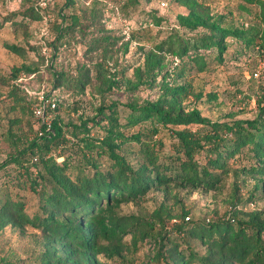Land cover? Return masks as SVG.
Returning <instances> with one entry per match:
<instances>
[{
    "label": "rangeland",
    "instance_id": "obj_1",
    "mask_svg": "<svg viewBox=\"0 0 264 264\" xmlns=\"http://www.w3.org/2000/svg\"><path fill=\"white\" fill-rule=\"evenodd\" d=\"M241 2L198 0L194 6H187L178 0H0V199L10 194L14 200L25 201L31 220L43 215L40 192L18 186L26 178L21 160L31 155L26 148L41 137L31 104L42 91L58 98L56 114L65 125L66 135L49 150L42 145L45 140L38 139L35 151L54 157L60 164L68 162L70 170L81 174H93V168H88L90 150L80 139L87 134L76 136L71 130L81 116L97 118L103 103H117L120 130L129 138L121 153L132 164L139 163L143 144L163 159L173 150L175 129L204 133L213 122L255 118L264 103V52L247 47L245 34L234 32L260 34L264 25L261 5L247 4L249 11L240 6ZM191 10L209 23L221 20V27L233 31L225 37L222 57L210 46L182 54L178 51L188 39L209 32L203 31L205 27L195 31L184 27L180 16ZM12 45L19 52L11 49ZM201 55L204 68L197 60L186 63L182 70L185 62ZM178 84L189 85L191 93L170 94L169 88ZM156 103L172 117L188 116L198 109L209 122L175 125L169 120L163 123L147 118L128 123L131 112L136 113L133 106ZM104 134L98 126L91 130L93 137ZM135 134L139 141L132 138ZM245 155L237 153L228 160L229 171L215 188H192L175 182L121 202L120 214L141 218L144 231H138L136 238L132 232L124 234L119 243L101 240L105 249L100 252L48 243L31 222L8 224L0 230V264H57L62 257L60 264H174L176 258L167 255V247L175 243L183 248L187 259L190 249L201 256L207 250L198 239H161L159 234L165 229L161 219L169 214H188L186 226L226 220L228 206L233 203L239 204L238 216L243 219L258 214L264 208V173H243L244 166L255 164ZM94 158L104 172L111 168L108 153L100 156L94 150ZM29 172L32 177L46 175L42 164L29 166ZM256 184L262 188L251 204ZM172 225L167 219L166 228ZM45 250L54 251L46 263L41 257Z\"/></svg>",
    "mask_w": 264,
    "mask_h": 264
},
{
    "label": "trees",
    "instance_id": "obj_2",
    "mask_svg": "<svg viewBox=\"0 0 264 264\" xmlns=\"http://www.w3.org/2000/svg\"><path fill=\"white\" fill-rule=\"evenodd\" d=\"M178 1H182L187 6H194L198 0ZM257 3L261 5L260 19L264 25V0H242L240 6L249 10L247 4ZM221 19H224V16H221ZM180 20L184 27L192 31L201 27H205L203 31H209L185 41L181 47H178L180 54L187 53L190 49L210 46L217 50L218 57H222L226 47L225 37L233 31L221 27V20L209 23L193 10L187 15L180 16ZM234 33L245 34L244 43L247 47L264 52V30L260 34L254 31ZM11 49L19 52L17 46L12 45ZM197 60L204 68L205 61L201 55L185 62L182 70H185L188 63ZM169 93L188 95L191 90L187 84H178L169 88ZM197 96L201 97L202 94ZM133 109L136 113L131 112L128 118V123L132 124L147 118H157L163 123L169 120L175 125L209 122V119L202 116L198 109H193L188 116L175 117L158 103L142 108L133 106ZM97 112V118L88 119L81 116L80 123L73 124L71 130L76 136L79 135L78 133L86 132L87 135L80 139L90 150L91 158L87 159L91 166L88 168H93V174L74 173L72 169L70 170L68 162L60 164L54 157H46L44 152L35 151V147L38 146L37 140L40 138L45 140L42 145L47 150L50 149V145L65 140V125L56 114L49 130L43 125L40 126L44 131L43 134L41 137L37 136L27 146L26 151H31V155L21 160L24 167L22 174L25 173L26 178L18 186L40 192L43 215L31 220L25 211V201L14 200L10 194H6L0 199V230L8 224L21 225L31 222L49 239L48 243L54 241L62 246L67 244L78 247L72 250L100 252L105 249L101 248V240L119 243L124 234L132 232L133 238H136L138 231H144L145 223L141 218L120 214L118 207L123 201L145 196L152 188L175 182L192 188L201 186L215 188L223 174L229 171L228 160L234 158L237 153H245V156L255 163L250 168L244 166L243 173L252 175L264 173V103L259 107L255 118L236 119L232 123L213 122L204 133L199 129L173 130L175 137L172 143L173 150L163 159L148 144H143L139 149L138 164L130 163L121 153L129 138L120 130L122 124L119 122L117 103H103L98 107ZM95 126L103 128L105 134L101 137H93L91 130ZM154 129L158 130V128ZM132 138L139 139L137 134ZM94 150L100 156L108 153L112 159L108 171L104 172L100 169L94 158ZM36 152L39 153V160L34 162L32 158ZM39 164H42L46 175L32 177L29 166ZM243 180L247 182V178ZM48 183L50 189L46 190ZM260 188L262 187L258 184L255 185L250 199L251 204L255 203L254 199ZM238 206V203L228 206L226 220L208 223L197 221L190 226H186L189 220H185V217L188 214H169L168 218L163 217L161 221L165 229L159 234L161 239L173 242L185 237L198 239L205 244L207 250L205 254L199 256L190 249L187 259L183 254V248H178V243H175L173 247H167V251L169 249L167 255L176 258L174 264H188L191 261L198 264H264V208L248 220L238 216L240 212ZM167 219L173 224V228L169 230L166 228ZM173 219L176 221L172 222ZM53 253V250L42 252L43 262L46 263ZM61 260L57 264H60Z\"/></svg>",
    "mask_w": 264,
    "mask_h": 264
},
{
    "label": "built area",
    "instance_id": "obj_3",
    "mask_svg": "<svg viewBox=\"0 0 264 264\" xmlns=\"http://www.w3.org/2000/svg\"><path fill=\"white\" fill-rule=\"evenodd\" d=\"M254 74L258 76L259 73L256 71ZM58 108V98L55 95L51 93H45L44 91L39 92L32 102L31 110L36 119V124L41 135L44 131L40 128V126L43 125L47 130H49L51 128L52 121L56 116V111ZM38 160L39 153L36 152L32 158V161L36 162ZM186 218L189 219L190 217L187 216Z\"/></svg>",
    "mask_w": 264,
    "mask_h": 264
}]
</instances>
